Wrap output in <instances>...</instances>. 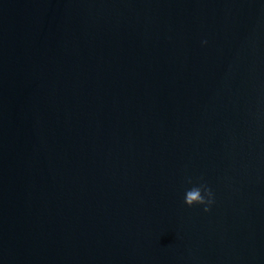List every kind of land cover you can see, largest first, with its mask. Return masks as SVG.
Listing matches in <instances>:
<instances>
[{
	"label": "water",
	"instance_id": "1",
	"mask_svg": "<svg viewBox=\"0 0 264 264\" xmlns=\"http://www.w3.org/2000/svg\"><path fill=\"white\" fill-rule=\"evenodd\" d=\"M0 264H264V0H0Z\"/></svg>",
	"mask_w": 264,
	"mask_h": 264
},
{
	"label": "clouds",
	"instance_id": "2",
	"mask_svg": "<svg viewBox=\"0 0 264 264\" xmlns=\"http://www.w3.org/2000/svg\"><path fill=\"white\" fill-rule=\"evenodd\" d=\"M202 43L207 44V41L204 40ZM183 203L189 208L203 206V210L208 212L215 203L214 193L206 184L201 183L199 186L185 191Z\"/></svg>",
	"mask_w": 264,
	"mask_h": 264
}]
</instances>
